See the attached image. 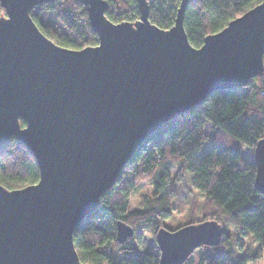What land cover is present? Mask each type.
I'll return each instance as SVG.
<instances>
[{
  "label": "water",
  "instance_id": "1",
  "mask_svg": "<svg viewBox=\"0 0 264 264\" xmlns=\"http://www.w3.org/2000/svg\"><path fill=\"white\" fill-rule=\"evenodd\" d=\"M52 1L0 0V145L24 143L40 170L20 188L0 183V264H90L75 247V228L101 206L137 147L211 93L264 75V0L200 47L184 25L189 0L166 29L150 20L149 0H137L138 19L120 22L106 16L108 0H78L99 39L80 49L57 44L33 20L32 9ZM253 160L264 193V137ZM134 233L117 222L118 242ZM223 234L216 219L161 226L160 264H183Z\"/></svg>",
  "mask_w": 264,
  "mask_h": 264
},
{
  "label": "trees",
  "instance_id": "2",
  "mask_svg": "<svg viewBox=\"0 0 264 264\" xmlns=\"http://www.w3.org/2000/svg\"><path fill=\"white\" fill-rule=\"evenodd\" d=\"M150 20L161 28L175 23L181 0H149ZM263 0H189L184 25L190 43L200 47L206 35L223 29ZM106 16L113 22L135 21L140 16L137 0H108ZM5 13L0 4V15ZM31 16L39 29L57 44L80 49L99 42L78 0H54L36 5ZM25 125L24 120H21ZM208 126L218 136L208 134ZM226 138L227 140L223 139ZM264 137V75L245 87L217 90L199 105L173 117L150 134L126 163L115 184L101 197V206L85 216L74 231V244L82 261L90 264H160L156 232L161 226L177 229L188 223L216 219L224 227L217 245L198 247V264H249L264 254V193L255 185L256 163L243 156V147L254 150ZM176 167L172 174L170 170ZM154 174L152 192L130 208L137 180ZM40 170L28 147L10 138L0 145V183L20 188L35 183ZM189 179L186 181V179ZM196 190L204 197L205 211L172 227V199L180 189ZM191 186V188H190ZM203 212V213H202ZM198 218V219H196ZM130 224L135 233L117 241V222ZM230 225L231 235L226 230ZM151 233L152 250L139 245L141 235ZM252 234L256 251L238 252L244 237ZM118 251V260L112 255ZM195 250V251H196ZM194 253V252H193ZM193 253L183 264H193Z\"/></svg>",
  "mask_w": 264,
  "mask_h": 264
},
{
  "label": "rangeland",
  "instance_id": "3",
  "mask_svg": "<svg viewBox=\"0 0 264 264\" xmlns=\"http://www.w3.org/2000/svg\"><path fill=\"white\" fill-rule=\"evenodd\" d=\"M263 76V75H262ZM208 134L211 136L212 134L214 137L218 136V133L215 129L211 128V126H208ZM224 140H227L223 137ZM254 150L248 146L243 147V156L246 159H253ZM170 172L174 174L176 172V167L174 166ZM154 178V174L149 176H143L137 180L136 188L134 192H132L130 196V208H135L140 205V201L144 194H150L152 192V181ZM189 179L187 178L186 181ZM191 188V186H190ZM188 186H185V189H180L176 193L175 197L172 199L173 202V214L172 217L167 220V223H169L172 227H175L176 225L183 224L186 222L191 216L201 215V211H205V206L203 201L204 197L201 193L197 192L196 190H190L188 191ZM203 213V212H202ZM198 219V218H196ZM226 230L230 232L231 235H234V231L230 225L226 226ZM155 239L153 238V235L151 233H145L141 235V240L139 242V245L144 248L145 250H152L153 245L155 243ZM245 245L239 247L238 252L244 253V254H250L252 255L256 251V241L254 240V237L252 234H249L244 237ZM157 244V241H156ZM112 255L113 259L117 261L118 259V251L115 247H112ZM194 263L198 264L199 260V253L198 250L194 251ZM249 264H264V254L263 256L254 261H250Z\"/></svg>",
  "mask_w": 264,
  "mask_h": 264
}]
</instances>
